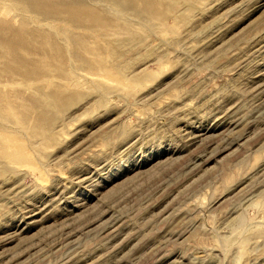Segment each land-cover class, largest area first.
I'll return each instance as SVG.
<instances>
[{"label": "rangeland", "instance_id": "1", "mask_svg": "<svg viewBox=\"0 0 264 264\" xmlns=\"http://www.w3.org/2000/svg\"><path fill=\"white\" fill-rule=\"evenodd\" d=\"M153 2L103 7L99 62L70 65L25 62L34 27L0 4V105L54 94L8 124L0 264H264V0Z\"/></svg>", "mask_w": 264, "mask_h": 264}, {"label": "bare ground", "instance_id": "2", "mask_svg": "<svg viewBox=\"0 0 264 264\" xmlns=\"http://www.w3.org/2000/svg\"><path fill=\"white\" fill-rule=\"evenodd\" d=\"M0 4H2L4 7L6 6L16 10L21 14L24 25L27 23L28 25L30 24L34 27V29L25 32L32 37V41L29 40L31 44L30 47L32 49H30V51H26L23 48V54L25 55L24 61L26 60L25 62L34 63V60H39L40 62L47 63L49 61L54 62L59 60V63L63 62L64 64L67 63L69 65L75 60V54L79 55L80 57L83 53H87V55L93 53V56H96V53L99 54L97 49L96 51L92 46H87V41H85L84 38L87 37L85 35L91 34L95 29V23L99 22L101 24L104 22V18L101 14L103 12V7L104 9L108 7H116L124 14L130 15L129 18L136 15L140 16L139 18L144 17L142 19L146 18V21L148 15H150L154 8H156L153 0H0ZM144 14L147 15L145 16ZM111 16L115 19H118V15L115 13H112ZM119 18H123V16ZM95 36L96 38L98 37L96 34ZM8 47V43L0 38V63L2 65L6 63L12 67V65L17 63L19 59L14 55V52H11V50L8 49ZM30 47H28V49ZM110 50L114 49L112 48ZM112 52L113 51H111V53ZM99 55L98 57H95L96 64L100 60ZM59 63L58 65H60ZM73 64L71 65L74 68L75 66ZM96 64L94 63V65ZM7 65L6 67H9ZM47 67H49V65ZM102 67L103 66L101 65L99 68L96 66L95 69H102ZM104 68L106 69V67ZM57 93L58 90L56 94ZM53 96L54 94L52 93L46 94L41 97V102L34 101L29 107H31L32 110H36H34L32 114H29V110L25 111L23 112L24 115L22 116L14 111L15 105L12 104V101L0 105V164H2V161L4 160L17 158L20 154L19 148L17 147L18 145L16 144L17 142H15L14 139L10 138V135H8L11 133L8 124L15 123L17 130H20L22 129L25 121L28 122L33 119V123L35 122V124L38 126L39 123L43 121L44 113H47L45 111L50 110L49 106L53 104ZM40 103H45L46 105L43 104V106L46 107L40 106Z\"/></svg>", "mask_w": 264, "mask_h": 264}]
</instances>
